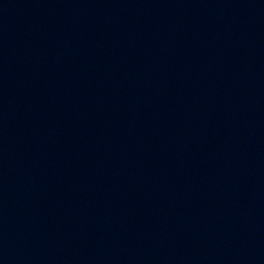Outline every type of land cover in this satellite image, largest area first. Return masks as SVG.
Segmentation results:
<instances>
[{
	"label": "water",
	"instance_id": "obj_1",
	"mask_svg": "<svg viewBox=\"0 0 264 264\" xmlns=\"http://www.w3.org/2000/svg\"><path fill=\"white\" fill-rule=\"evenodd\" d=\"M183 0H0V146L69 102Z\"/></svg>",
	"mask_w": 264,
	"mask_h": 264
}]
</instances>
